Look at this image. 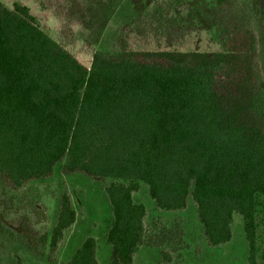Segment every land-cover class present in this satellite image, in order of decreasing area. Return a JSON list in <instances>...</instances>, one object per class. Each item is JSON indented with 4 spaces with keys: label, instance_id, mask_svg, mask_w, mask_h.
I'll return each instance as SVG.
<instances>
[{
    "label": "trees",
    "instance_id": "16d2710c",
    "mask_svg": "<svg viewBox=\"0 0 264 264\" xmlns=\"http://www.w3.org/2000/svg\"><path fill=\"white\" fill-rule=\"evenodd\" d=\"M113 1L70 0L57 10L90 26L97 6ZM174 10L222 50L138 51L120 36L86 67L28 6L0 1V187L21 191L61 162L65 174L121 180L103 189L113 218L109 264H137L143 245L167 244L160 264H172L183 231L163 221L149 229L134 197L143 183L159 210L182 211L191 200L212 247L232 241L240 219L247 263L264 264V0H185ZM76 218L63 190L50 230L37 227L47 207L28 197L0 215V226L55 262ZM62 264H99L97 238L86 236Z\"/></svg>",
    "mask_w": 264,
    "mask_h": 264
},
{
    "label": "rangeland",
    "instance_id": "374dc122",
    "mask_svg": "<svg viewBox=\"0 0 264 264\" xmlns=\"http://www.w3.org/2000/svg\"><path fill=\"white\" fill-rule=\"evenodd\" d=\"M8 7L20 3L29 7L37 17L41 28L86 67H90L93 53L97 49H114L120 36L126 40L131 50L156 51H220L222 47L213 36L199 27L188 25L185 19L176 15L174 6L185 0L143 1L137 8L133 0H114L98 5L90 26L62 15L57 5H67L70 0H0ZM86 0H83L85 2ZM209 1V0H208ZM63 163H59L54 175L29 183L21 191H10L0 187V215L11 214L22 205L23 197L39 201L47 207L46 223L38 228L51 229L60 207V194L70 193L72 205L77 212L74 224L65 231L57 259L49 261L35 254L27 241L17 237L7 227L0 226V264H62L88 235L97 238L99 264H109L111 249L107 241V231L112 224L111 206L104 194V187L111 183H121L113 178L95 179L81 173L65 174ZM137 201L147 208V225L150 230L156 222L179 224L183 231L180 249L173 252L172 264H248V247L241 220L234 227V237L229 243L210 246L203 235L198 219L197 207L190 200L182 211L159 210L141 183L134 192ZM264 200V198H263ZM258 261H264V204L258 212ZM171 250V245H143L136 255L137 264H160L161 253Z\"/></svg>",
    "mask_w": 264,
    "mask_h": 264
}]
</instances>
